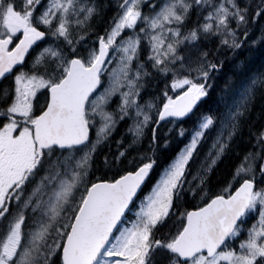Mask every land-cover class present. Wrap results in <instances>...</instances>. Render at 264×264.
Masks as SVG:
<instances>
[{"label": "snow or ice", "instance_id": "snow-or-ice-1", "mask_svg": "<svg viewBox=\"0 0 264 264\" xmlns=\"http://www.w3.org/2000/svg\"><path fill=\"white\" fill-rule=\"evenodd\" d=\"M258 41L264 0H0V264H264Z\"/></svg>", "mask_w": 264, "mask_h": 264}, {"label": "trees", "instance_id": "trees-1", "mask_svg": "<svg viewBox=\"0 0 264 264\" xmlns=\"http://www.w3.org/2000/svg\"><path fill=\"white\" fill-rule=\"evenodd\" d=\"M110 14L111 12L108 13V15ZM262 65H264V44L258 41L254 46H246L236 58L231 61H226L222 73L224 76L233 73L238 74L248 70L258 69ZM223 82L224 79L222 76L218 83L222 85ZM248 123H251L254 129H259L264 125V87H257L256 98L252 103ZM230 169L231 163L226 160L212 175V183L215 185L218 180L225 179Z\"/></svg>", "mask_w": 264, "mask_h": 264}, {"label": "bare ground", "instance_id": "bare-ground-1", "mask_svg": "<svg viewBox=\"0 0 264 264\" xmlns=\"http://www.w3.org/2000/svg\"><path fill=\"white\" fill-rule=\"evenodd\" d=\"M263 91V90H262Z\"/></svg>", "mask_w": 264, "mask_h": 264}]
</instances>
